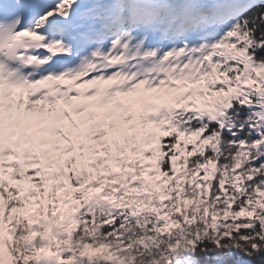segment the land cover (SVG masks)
Masks as SVG:
<instances>
[{"label":"snow or ice","instance_id":"snow-or-ice-1","mask_svg":"<svg viewBox=\"0 0 264 264\" xmlns=\"http://www.w3.org/2000/svg\"><path fill=\"white\" fill-rule=\"evenodd\" d=\"M0 264H264V0H0Z\"/></svg>","mask_w":264,"mask_h":264}]
</instances>
